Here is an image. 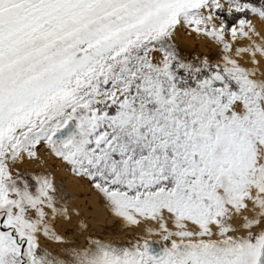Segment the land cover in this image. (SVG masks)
Masks as SVG:
<instances>
[{
	"label": "snow or ice",
	"instance_id": "obj_1",
	"mask_svg": "<svg viewBox=\"0 0 264 264\" xmlns=\"http://www.w3.org/2000/svg\"><path fill=\"white\" fill-rule=\"evenodd\" d=\"M254 19L264 0H0V264H264ZM48 157L131 233L89 232Z\"/></svg>",
	"mask_w": 264,
	"mask_h": 264
},
{
	"label": "bare ground",
	"instance_id": "obj_2",
	"mask_svg": "<svg viewBox=\"0 0 264 264\" xmlns=\"http://www.w3.org/2000/svg\"><path fill=\"white\" fill-rule=\"evenodd\" d=\"M253 22L256 24L257 30L264 35V23H260L255 19ZM180 35V42L182 46H190L192 44V40L190 37ZM204 51V49H201ZM45 169L51 172L55 183L59 185H63V194L70 197L68 203L71 207L77 208L81 215L85 218V221L89 224V232L94 235H99L102 238H115L117 235H129L132 230H126L117 234L114 231V226L117 221L115 218L109 216L103 206L100 203L99 197L96 193L91 192L88 187L86 181L82 179H78L77 177L69 174L62 165L57 167H53V161L47 160L44 164ZM89 205L92 207L93 212L89 213L85 209V205ZM91 217V218H90ZM76 223L75 217H73L70 223H64L63 221H58L56 224V228L58 232L63 233L65 229H73ZM82 236H68V239H76L77 243ZM43 243V241H41ZM76 243V244H77ZM72 245H56L51 244V247L54 249L64 248Z\"/></svg>",
	"mask_w": 264,
	"mask_h": 264
},
{
	"label": "rangeland",
	"instance_id": "obj_3",
	"mask_svg": "<svg viewBox=\"0 0 264 264\" xmlns=\"http://www.w3.org/2000/svg\"><path fill=\"white\" fill-rule=\"evenodd\" d=\"M47 160H52L51 157H48L46 158V161ZM63 166V165H62ZM23 167L25 168L26 171H40L42 170L40 167H37V162L33 161L29 164H25L23 165ZM54 167V166H53ZM43 169H45V166L43 165ZM46 170V169H45ZM48 171V170H47ZM68 172V171H67ZM69 173V172H68ZM70 174V173H69ZM84 244V239L83 237H81L78 241V243L74 246H68V247H64V248H60V249H63V250H72L74 248H79L80 246H82ZM52 248V247H51ZM54 249V248H52Z\"/></svg>",
	"mask_w": 264,
	"mask_h": 264
}]
</instances>
